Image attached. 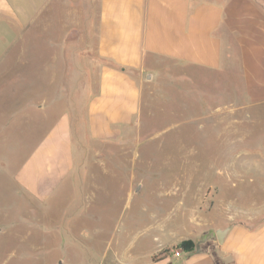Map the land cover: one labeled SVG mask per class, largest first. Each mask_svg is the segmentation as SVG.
Segmentation results:
<instances>
[{"label":"crops","instance_id":"1","mask_svg":"<svg viewBox=\"0 0 264 264\" xmlns=\"http://www.w3.org/2000/svg\"><path fill=\"white\" fill-rule=\"evenodd\" d=\"M226 38L264 51V0H0V143L24 139L26 128L41 130L24 153L2 157L8 169L0 170L19 195L11 204L21 200L15 216L5 212L0 221L2 264H76L67 253L79 246L70 225L62 253L58 231L43 219L69 216L66 195L96 194L107 184L110 195L119 188L121 198L131 199L144 189L133 179L130 151L148 123H141L142 108L155 100L158 73L218 70ZM190 180H182L181 195ZM197 196L192 210L154 217V231L132 242L122 262L264 264V216H213L216 186ZM224 228L218 243L215 231ZM187 240L190 252L178 247Z\"/></svg>","mask_w":264,"mask_h":264},{"label":"rangeland","instance_id":"2","mask_svg":"<svg viewBox=\"0 0 264 264\" xmlns=\"http://www.w3.org/2000/svg\"><path fill=\"white\" fill-rule=\"evenodd\" d=\"M70 2L76 4V0ZM225 41L224 60L218 70L182 66L158 73L161 84L155 100L142 108L141 123H148L142 125L130 151L133 179L143 183L144 189L136 190L131 199L121 198L119 188L111 189L110 195L107 184L96 194L66 195L69 216L43 219L49 231H58L62 253L68 250L76 264H125L124 250L132 242L148 238L154 219L192 210L199 190L205 187L218 189L213 216H264V74L260 72L264 61L257 59L264 51L262 46L250 44L242 49L232 38ZM42 81H36L37 90L42 88ZM39 131L27 132L26 128L24 139L12 136L15 139L0 143V153L4 152L0 169H8L2 161L4 155L24 153ZM4 173L0 170L1 222L5 212L15 216L21 207L20 199L11 204L19 195L10 188L9 176ZM189 176L190 185L181 195L182 180L187 182ZM100 181L106 179L100 177ZM208 195L213 199V193ZM232 201L241 207L231 205ZM106 208L107 216H98ZM68 225L71 238L79 246L64 251L69 236L63 235L66 237ZM46 239L53 240L49 235ZM57 250L51 247L52 252Z\"/></svg>","mask_w":264,"mask_h":264},{"label":"trees","instance_id":"3","mask_svg":"<svg viewBox=\"0 0 264 264\" xmlns=\"http://www.w3.org/2000/svg\"><path fill=\"white\" fill-rule=\"evenodd\" d=\"M178 247L184 252H190L193 250V243L189 240L182 241L179 243Z\"/></svg>","mask_w":264,"mask_h":264},{"label":"water","instance_id":"4","mask_svg":"<svg viewBox=\"0 0 264 264\" xmlns=\"http://www.w3.org/2000/svg\"><path fill=\"white\" fill-rule=\"evenodd\" d=\"M226 232H227V228L218 229V230L215 231V236H216V240H217L218 243L222 242Z\"/></svg>","mask_w":264,"mask_h":264},{"label":"built area","instance_id":"5","mask_svg":"<svg viewBox=\"0 0 264 264\" xmlns=\"http://www.w3.org/2000/svg\"><path fill=\"white\" fill-rule=\"evenodd\" d=\"M169 253H170L171 256L178 258L181 255V250L178 249V248H171Z\"/></svg>","mask_w":264,"mask_h":264}]
</instances>
